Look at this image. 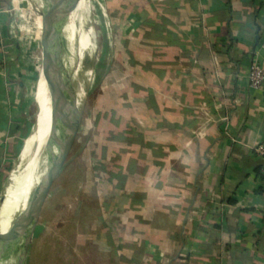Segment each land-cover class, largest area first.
Masks as SVG:
<instances>
[{
  "label": "crops",
  "instance_id": "crops-1",
  "mask_svg": "<svg viewBox=\"0 0 264 264\" xmlns=\"http://www.w3.org/2000/svg\"><path fill=\"white\" fill-rule=\"evenodd\" d=\"M99 1L79 264H264V84L249 83L264 0ZM13 8L0 0V210L31 104Z\"/></svg>",
  "mask_w": 264,
  "mask_h": 264
},
{
  "label": "rangeland",
  "instance_id": "rangeland-1",
  "mask_svg": "<svg viewBox=\"0 0 264 264\" xmlns=\"http://www.w3.org/2000/svg\"><path fill=\"white\" fill-rule=\"evenodd\" d=\"M87 1L88 5L85 9H82L85 10V13L82 15L81 7L78 5L75 8V0H70V19L74 22V32L77 41L81 43L83 37L86 36L88 44L85 47L78 46L74 57L69 52L67 42L61 34L57 35L55 43L56 47L61 49L60 53L64 58V65H67L68 67L70 66L67 72L68 78H70V86L76 92L77 99L78 92L76 89L80 84L82 85L78 108L83 112V125H85L86 103L93 97L94 93H96L95 90L97 89V85L100 84L108 74V70H106L105 66L101 64L104 33L102 30V17L99 10L100 1ZM12 2L16 3V8H13L8 13L10 14L9 17L11 18L10 20L12 23L10 26L15 30L14 39L22 46L23 51L21 53L20 62L23 64L22 66H24V71L28 72L26 82L29 83L30 94L28 95L31 100V104L27 110L22 150L16 157L15 162L9 168L8 175L12 176L13 174H17L21 177L28 172V164L31 160H38L39 155L37 157L33 156L37 143L33 144L32 151L28 156H22V153L24 152L27 139L34 134L37 118L39 117L38 115H40V112L45 106L49 105V98H47L46 95L47 85L45 78L41 75L42 0H12ZM82 4L85 5L86 3ZM69 56L72 57V64L69 63ZM73 69H76V78H71ZM64 76L66 77L67 74L64 73ZM92 85H94V87L90 90ZM83 128L74 143L62 172L52 187L37 230L35 231L30 244L26 264H79V262L85 261V259L78 260L79 257L82 258L81 256H83V253L80 252V250L75 249L77 220L83 203L81 202L82 197L80 196L84 191L83 167L85 164L81 155L86 140V134L83 132ZM38 174L39 170L34 178H36ZM11 183L12 181L9 180L4 193H7V189ZM29 185L24 189L22 194L20 191V194L18 195L20 202L18 201L16 204H13L8 208L9 212L14 215L12 217V222L14 221L17 212L20 210L23 211ZM21 188H23V185ZM16 205L18 207H16ZM11 245L12 243L10 242L1 241L0 256L9 253Z\"/></svg>",
  "mask_w": 264,
  "mask_h": 264
},
{
  "label": "water",
  "instance_id": "water-1",
  "mask_svg": "<svg viewBox=\"0 0 264 264\" xmlns=\"http://www.w3.org/2000/svg\"><path fill=\"white\" fill-rule=\"evenodd\" d=\"M41 7V44L42 70L49 98L50 131L45 144V157L40 163L39 172L45 169L40 177L35 192L26 205L24 220L15 231V239L9 253L0 256V264H26L30 244L37 230L47 199L52 187L62 172L80 130L83 115L78 108L76 92L70 86V78L61 71L64 58L56 47V37L61 34V26L66 16L61 0H42ZM57 48V49H56ZM68 48V42H67ZM57 50V51H56ZM40 75V76H41ZM60 120L70 125L69 132L61 134ZM13 225V224H12ZM12 226L6 232H0V241L6 242ZM11 256V257H10Z\"/></svg>",
  "mask_w": 264,
  "mask_h": 264
},
{
  "label": "bare ground",
  "instance_id": "bare-ground-1",
  "mask_svg": "<svg viewBox=\"0 0 264 264\" xmlns=\"http://www.w3.org/2000/svg\"><path fill=\"white\" fill-rule=\"evenodd\" d=\"M61 1H62V6H63L64 12H65V16H66L65 23L62 24V26H61V32L65 35V37L67 39L69 52L75 57V54H76L75 51L77 50L78 46L85 47L88 44V39L86 36H84L83 41L81 43H79L77 41L76 36H75V32H74V22H72V20L70 19V17H71L70 0H61ZM81 2L86 3V4L84 5ZM81 2H80V0H75L74 6L76 8L79 5V7H81V13L83 15L85 13V10H82V9H85L87 7L88 1L87 0H81ZM68 60H69V63H71V64L73 63L72 57L69 56ZM69 67L67 65H62V68H61L62 73L63 74L67 73ZM71 78H76V69L75 70L73 69ZM76 91L78 92V101H79L81 98V91H82V85L81 84L76 89ZM50 110H51V108L49 105L45 106L43 108V110L40 112V115H38L39 117L37 118V124L35 127L34 134L27 139L26 146L24 148V152L22 153V156H25V157L28 156L32 151L33 144L37 143V147L34 150L33 156L37 157L39 155L38 160L37 161L36 160L33 161L34 159L31 160V162L28 164V167H29L28 172H26L23 176L19 177L17 174L12 175V177H11L12 183L8 187L7 193L5 195V200H4V203H3L1 211H0V230L2 232H6L9 229V227L12 226V230L8 234L6 242H10V243L14 242L15 233H16L15 231L17 230V228H19L21 226V224L24 220L25 209H26V205L29 201V198L35 192L38 181H39L40 177L42 176L43 172L45 171V169L42 170L41 172H39V174L36 176V178H34L36 173L39 170L40 163L42 162V160H44V157H45L44 156L45 155V153H44L45 152V144H46L47 138L49 136L48 134L50 131ZM59 130H60L62 135H63V133L65 134V132H69V130H70L69 123L67 121L60 120ZM32 180H33V182H32ZM20 184H21V186L23 185V188H21ZM28 185H29V187H28L29 189H28V194L26 197V201H25L23 211L22 210L18 211L14 217V221L12 222V217L14 215H12L9 212L8 208H10L11 205L16 204L18 201L20 202V200L18 199V195L20 194V191L22 194V192L24 191V189ZM16 207H18V206L16 205ZM15 226H17V227H15Z\"/></svg>",
  "mask_w": 264,
  "mask_h": 264
},
{
  "label": "built area",
  "instance_id": "built-area-1",
  "mask_svg": "<svg viewBox=\"0 0 264 264\" xmlns=\"http://www.w3.org/2000/svg\"><path fill=\"white\" fill-rule=\"evenodd\" d=\"M249 83L250 86L255 89H260L264 84V67L258 60H255L250 67ZM257 150L261 153H264V148L262 145L258 146ZM262 177H264V170H262Z\"/></svg>",
  "mask_w": 264,
  "mask_h": 264
}]
</instances>
